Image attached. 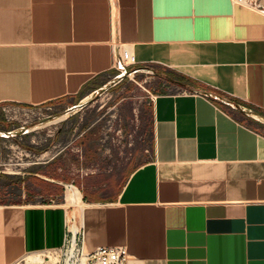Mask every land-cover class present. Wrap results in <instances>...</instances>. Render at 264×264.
I'll use <instances>...</instances> for the list:
<instances>
[{
    "label": "crops",
    "instance_id": "1",
    "mask_svg": "<svg viewBox=\"0 0 264 264\" xmlns=\"http://www.w3.org/2000/svg\"><path fill=\"white\" fill-rule=\"evenodd\" d=\"M126 49L135 65L177 77L150 104L149 157L123 178L52 171L49 151L36 171L0 172V264L63 246L66 185L81 193L76 229L89 251L123 246L128 264H264V11L233 0H0V109L81 103Z\"/></svg>",
    "mask_w": 264,
    "mask_h": 264
},
{
    "label": "rangeland",
    "instance_id": "2",
    "mask_svg": "<svg viewBox=\"0 0 264 264\" xmlns=\"http://www.w3.org/2000/svg\"><path fill=\"white\" fill-rule=\"evenodd\" d=\"M167 76L159 66L115 68L96 80L81 103L25 107L7 104L0 109V172L38 170L49 151L51 170L70 166L74 177L84 172L115 169L123 178L150 155V104ZM167 87V86H166ZM172 91H177L175 88ZM55 120H58L54 122ZM19 130L15 137L7 132ZM135 152H139L135 156ZM46 253L24 256L14 264H42ZM51 255V254H50ZM41 261L36 260L37 257Z\"/></svg>",
    "mask_w": 264,
    "mask_h": 264
},
{
    "label": "built area",
    "instance_id": "3",
    "mask_svg": "<svg viewBox=\"0 0 264 264\" xmlns=\"http://www.w3.org/2000/svg\"><path fill=\"white\" fill-rule=\"evenodd\" d=\"M236 4L245 5L264 11V0H233ZM135 65L131 52L126 49L122 52L115 68H128ZM66 185V189H67ZM51 252L52 256H49ZM42 264H128L130 254L123 246H99L89 251L85 246L83 232H74L68 224L64 244L61 248L45 252Z\"/></svg>",
    "mask_w": 264,
    "mask_h": 264
},
{
    "label": "bare ground",
    "instance_id": "4",
    "mask_svg": "<svg viewBox=\"0 0 264 264\" xmlns=\"http://www.w3.org/2000/svg\"><path fill=\"white\" fill-rule=\"evenodd\" d=\"M58 120H55L56 122ZM65 198H66V206L73 208V211H70V229L74 232H79L80 230L76 229V225L78 223V215L82 211L84 204L81 199V193L80 191L73 185L67 186L66 192H65ZM65 207V206H64ZM73 216L75 217V220L73 221ZM49 256L51 252H48ZM36 260L41 261V258L38 256Z\"/></svg>",
    "mask_w": 264,
    "mask_h": 264
}]
</instances>
